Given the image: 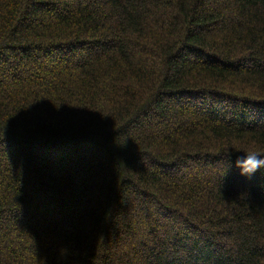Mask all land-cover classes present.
<instances>
[{
	"label": "trees",
	"instance_id": "1",
	"mask_svg": "<svg viewBox=\"0 0 264 264\" xmlns=\"http://www.w3.org/2000/svg\"><path fill=\"white\" fill-rule=\"evenodd\" d=\"M234 145L264 0H0V264H264Z\"/></svg>",
	"mask_w": 264,
	"mask_h": 264
},
{
	"label": "clouds",
	"instance_id": "2",
	"mask_svg": "<svg viewBox=\"0 0 264 264\" xmlns=\"http://www.w3.org/2000/svg\"><path fill=\"white\" fill-rule=\"evenodd\" d=\"M233 152L243 153L237 155L235 159V167L239 169L240 175L250 178L257 170H264V152L252 148L244 149L242 145H234L226 149L225 155L230 157Z\"/></svg>",
	"mask_w": 264,
	"mask_h": 264
},
{
	"label": "rangeland",
	"instance_id": "3",
	"mask_svg": "<svg viewBox=\"0 0 264 264\" xmlns=\"http://www.w3.org/2000/svg\"><path fill=\"white\" fill-rule=\"evenodd\" d=\"M176 101V100H175Z\"/></svg>",
	"mask_w": 264,
	"mask_h": 264
}]
</instances>
